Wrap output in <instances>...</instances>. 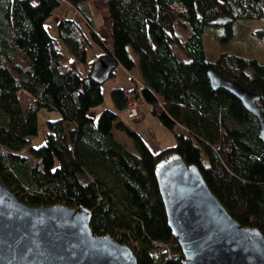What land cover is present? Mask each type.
<instances>
[{"label": "trees", "instance_id": "1", "mask_svg": "<svg viewBox=\"0 0 264 264\" xmlns=\"http://www.w3.org/2000/svg\"><path fill=\"white\" fill-rule=\"evenodd\" d=\"M90 1L0 0L4 185L33 207L90 210L93 234H109L128 245L136 264H181L183 253L155 178L156 164L177 153L187 165L198 166L229 215L264 236V141L258 138V121L227 91L213 90L207 78L215 70L258 94L264 115V62L226 51L215 57L204 36L205 28L223 24L216 23L221 17L229 18L223 24L227 38L233 21H264V0H104L110 46L84 16L86 31L63 17L57 39L50 36L45 22L61 3L84 13L81 6ZM178 25L188 32L184 40ZM255 31L263 34L264 26ZM92 40L104 50L101 56L129 72L133 86L127 90L139 107L151 105V113L173 133L172 147L151 153L123 125L129 120L119 114L128 104L125 89L110 91L114 110L91 114L103 102L102 84L90 77L95 59H88L86 48ZM42 109L56 110L59 118L46 122L45 142L34 148L30 139L38 132ZM114 130L130 137L134 147L121 143ZM161 244L164 251L158 249Z\"/></svg>", "mask_w": 264, "mask_h": 264}, {"label": "water", "instance_id": "2", "mask_svg": "<svg viewBox=\"0 0 264 264\" xmlns=\"http://www.w3.org/2000/svg\"><path fill=\"white\" fill-rule=\"evenodd\" d=\"M221 17L216 23H225ZM117 65L104 55L94 60L91 79L103 84ZM213 90L227 91L258 121L264 141L259 95L215 70L207 72ZM166 219L183 253L181 264H264V236L241 225L206 185L197 165L177 153L155 166ZM90 210L78 205L30 206L21 202L0 176V264H136L126 244L109 234H93Z\"/></svg>", "mask_w": 264, "mask_h": 264}, {"label": "crops", "instance_id": "3", "mask_svg": "<svg viewBox=\"0 0 264 264\" xmlns=\"http://www.w3.org/2000/svg\"><path fill=\"white\" fill-rule=\"evenodd\" d=\"M81 7L84 13L81 11L80 13L78 10L70 7V5L66 3H61V5L53 13V15L48 17L47 21L45 22V27L47 31H49L50 36L52 38H55V40L57 39V25L60 21L59 19L63 17H71L75 19L80 27L84 29V31H86L84 18H87L90 23H92L96 35L100 39L105 40V42L110 46L111 40L109 39V32L111 29V19L108 16L105 1L91 0L90 2L83 4ZM99 12L101 13V18H103L102 20L96 18V14ZM82 16H84V18ZM51 27L53 32L51 31ZM86 51L88 52L89 60L96 59L97 57L104 54V50L93 40L86 48ZM112 71L113 72L110 77L105 80V82L101 86V93H103V102L101 103V105L91 110V114L93 116H96L98 112L106 108L114 110V104H112L110 98V91L112 89L118 87L123 90H127V88H132L133 86V83L129 77V72L125 71L122 66L117 64ZM139 113L140 116L138 119L123 121V125L133 131L136 135L141 137L151 153H158L162 150V148L172 147L174 145L175 139L169 133H167L163 125H161L162 123H159L157 117L153 113H151L150 104L141 103L139 107ZM55 116L57 117L58 115H53L52 117L48 116L47 118L52 119L55 118ZM114 134L121 137V143H123L124 145L128 146L129 148L134 147L131 138L126 136V134H124L123 132L114 130Z\"/></svg>", "mask_w": 264, "mask_h": 264}, {"label": "rangeland", "instance_id": "4", "mask_svg": "<svg viewBox=\"0 0 264 264\" xmlns=\"http://www.w3.org/2000/svg\"><path fill=\"white\" fill-rule=\"evenodd\" d=\"M93 3V2H91ZM95 16V15H94ZM96 18H101V13L96 14ZM264 26V21L254 20V21H233L231 25L232 29V37L227 38V30L225 25L220 26H211L205 28L204 36L206 43H208L210 53H214V56L219 52H229L236 53L242 56H246L248 58L257 59L260 63L264 62V33L258 34L255 30H258ZM178 36L184 40L188 35L187 30H184L180 25L177 26ZM52 31V27H51ZM53 32V31H52ZM111 40V39H110ZM175 54L179 59L185 60L184 53L180 48L174 46ZM131 52V49H130ZM134 56V55H133ZM135 57V56H134ZM136 59V58H135ZM134 72L137 73L136 78L138 77V72L134 69ZM53 115H58L55 118H47L52 117ZM38 132L36 135H33L31 138V147L38 148L43 145L45 142L44 138L46 135V122L49 120L59 118V113L56 110L48 111L46 109H42L38 112ZM162 125V124H161ZM164 127V126H163ZM164 129L169 133L173 138V133L164 127ZM174 143V142H173ZM204 158V163L206 164V158Z\"/></svg>", "mask_w": 264, "mask_h": 264}, {"label": "built area", "instance_id": "5", "mask_svg": "<svg viewBox=\"0 0 264 264\" xmlns=\"http://www.w3.org/2000/svg\"><path fill=\"white\" fill-rule=\"evenodd\" d=\"M135 80L136 79H134V82H136ZM126 96L128 98L127 107L124 110H122L119 114L125 120L136 119V118L139 117V112H138V110H139V100L134 98V95H133V92H132L131 89H128L126 91ZM176 244H178V243L176 242ZM165 248L166 247H164L162 244L158 246L159 251H164Z\"/></svg>", "mask_w": 264, "mask_h": 264}]
</instances>
